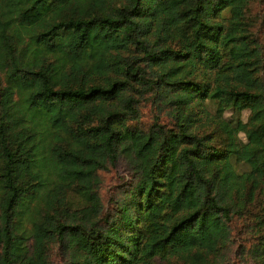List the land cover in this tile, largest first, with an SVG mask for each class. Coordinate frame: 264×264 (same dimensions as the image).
Masks as SVG:
<instances>
[{"label":"trees","instance_id":"trees-1","mask_svg":"<svg viewBox=\"0 0 264 264\" xmlns=\"http://www.w3.org/2000/svg\"><path fill=\"white\" fill-rule=\"evenodd\" d=\"M248 2L0 0V264H264Z\"/></svg>","mask_w":264,"mask_h":264},{"label":"rangeland","instance_id":"rangeland-1","mask_svg":"<svg viewBox=\"0 0 264 264\" xmlns=\"http://www.w3.org/2000/svg\"><path fill=\"white\" fill-rule=\"evenodd\" d=\"M245 20L247 22V28L251 33L253 34L259 27L261 29H264V0H249L246 9H245ZM146 109V108H145ZM208 110L213 112L214 111V106L209 105ZM229 111L225 109L224 115H228ZM248 115V111L244 110L243 111V117L246 118ZM146 118V116H144ZM241 138H244L243 134L241 133ZM241 169H245L246 167L241 165ZM130 172L127 171L125 168L124 163H119L117 168L115 170H109V171H103L102 172V187L100 189L101 196L103 198V201L106 202L107 200V195H109V189L110 187L121 181L124 178H129L130 177ZM70 198L72 199L73 206L78 202L77 199L79 198L78 195L74 191H69ZM264 204V194L259 195L253 203H250V210L252 213H254L257 218H262L263 220L261 224V228L263 229L264 232V212L262 210ZM51 264H67V256H64L62 253V249L55 248L52 252L51 255ZM237 261H239L237 259ZM253 259L248 258L247 260L237 262L239 264H258L257 261ZM157 263L159 264H178L175 259H162V258H157ZM236 263V264H237Z\"/></svg>","mask_w":264,"mask_h":264}]
</instances>
